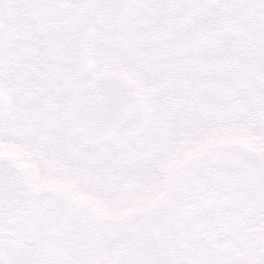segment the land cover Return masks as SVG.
<instances>
[{
  "label": "snow or ice",
  "instance_id": "obj_1",
  "mask_svg": "<svg viewBox=\"0 0 264 264\" xmlns=\"http://www.w3.org/2000/svg\"><path fill=\"white\" fill-rule=\"evenodd\" d=\"M0 264H264V0H0Z\"/></svg>",
  "mask_w": 264,
  "mask_h": 264
}]
</instances>
